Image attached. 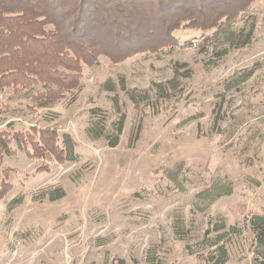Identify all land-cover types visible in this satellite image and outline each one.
Listing matches in <instances>:
<instances>
[{
    "label": "rangeland",
    "instance_id": "rangeland-1",
    "mask_svg": "<svg viewBox=\"0 0 264 264\" xmlns=\"http://www.w3.org/2000/svg\"><path fill=\"white\" fill-rule=\"evenodd\" d=\"M244 22H254L251 42L219 58L215 41L203 44L211 31L196 29L176 31L173 51L138 52L118 62L100 55L97 65L82 67L73 103L31 109L27 96L0 91V131L34 141L39 136L32 131L68 133L78 156L59 162L31 156L30 137L22 147L11 142L0 165V187L8 184L0 196V264H150L149 248L153 264H206L186 245L194 248L220 222L243 228L227 244L226 264H260L245 219L264 209V0L253 2L235 28ZM175 62L192 74L161 98L156 84L173 77ZM122 81L140 96L147 91V99L132 103ZM108 82L113 92L105 89ZM114 94L125 121L118 145L109 147L104 138H88L85 128L91 108L104 110L108 129L117 120ZM178 165L182 191L165 174ZM214 179L230 183L231 193L207 204L196 194ZM58 188L64 195L50 200ZM177 217L184 239L172 230Z\"/></svg>",
    "mask_w": 264,
    "mask_h": 264
},
{
    "label": "trees",
    "instance_id": "trees-1",
    "mask_svg": "<svg viewBox=\"0 0 264 264\" xmlns=\"http://www.w3.org/2000/svg\"><path fill=\"white\" fill-rule=\"evenodd\" d=\"M256 0H0V91L10 89L17 96L28 97V108L48 109L56 103H73L82 88V67L98 64L100 55L113 62L124 60L138 52L159 53L173 51L179 46L174 33L180 29L211 31L203 40L215 41L217 58L231 48L247 46L253 37L254 22H244L235 28V22L247 13ZM191 43V42H190ZM202 44V45H203ZM224 45V46H221ZM186 63L175 62L173 77L165 83H157L155 95L170 98L171 90L178 86V79L191 76ZM107 91H114L112 83L105 84ZM123 90L130 101L137 104L147 99L134 89ZM117 120L106 128V114L101 108L89 110L85 128L88 138H104L109 147H116L123 131L125 114L120 109L116 94L111 97ZM57 116L56 113L53 114ZM53 117V118H54ZM51 119V118H48ZM13 124L8 123L11 127ZM141 130L140 120L133 126L130 140L134 141ZM36 132L34 141L28 134H10L0 131V165L4 155H10L12 141L22 147L30 137L31 156H54L59 162L78 160L74 141L68 133L59 135L56 130L43 129ZM181 165V164H179ZM166 169V177L175 189L183 190L177 178L181 166ZM3 182L0 196L7 191ZM231 193L230 183L214 179L196 194L207 204ZM64 195L61 188L49 194L50 200ZM21 198L14 201L18 202ZM246 217L245 224L252 233L255 262L264 264V209ZM172 230L177 239H184L187 230L181 217H177ZM243 228L227 226L224 222L208 228L202 239L191 248L206 264H226L227 244L240 236ZM153 248L146 251V262L152 259ZM119 264H124L123 260ZM157 264H161L158 260Z\"/></svg>",
    "mask_w": 264,
    "mask_h": 264
}]
</instances>
